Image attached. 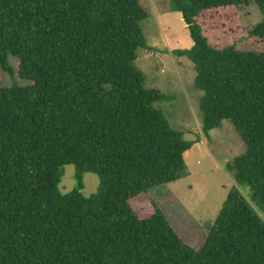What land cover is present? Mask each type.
Segmentation results:
<instances>
[{
  "label": "trees",
  "instance_id": "trees-1",
  "mask_svg": "<svg viewBox=\"0 0 264 264\" xmlns=\"http://www.w3.org/2000/svg\"><path fill=\"white\" fill-rule=\"evenodd\" d=\"M169 2L191 42L170 53L192 65L200 133L228 122L245 148L223 165L232 186L203 243L183 244L152 200L145 217L131 206L187 175L192 144L134 65L149 15L140 0H0V73L10 56L28 82L0 87V264H264V53L202 36L252 3L250 34L264 40V0ZM66 165L75 186L60 194ZM84 173L97 178L87 197Z\"/></svg>",
  "mask_w": 264,
  "mask_h": 264
},
{
  "label": "rangeland",
  "instance_id": "rangeland-1",
  "mask_svg": "<svg viewBox=\"0 0 264 264\" xmlns=\"http://www.w3.org/2000/svg\"><path fill=\"white\" fill-rule=\"evenodd\" d=\"M147 1L141 0L143 5L147 4ZM162 2L169 8V0H162ZM219 12L221 13L220 16H222V13L225 11ZM226 14L228 15L227 18H230L231 21H227L228 19L221 17V20L214 23L215 27L204 31L202 36L206 40V43L213 47L232 46L241 51L264 53V40H259L250 34L253 27L259 22L257 8L252 3H248L237 9L231 8ZM164 21L166 23H164L163 29L161 30L160 24L156 31V35L159 38L162 35L180 36L179 40H183V36H185L186 41H189L187 30L185 27H182V22L173 17H169ZM179 48L183 49L177 47V49ZM171 58L182 67V69L180 68V75L185 80V70H183V67L184 65L191 64L185 57L178 58V56H171ZM6 63L10 73H0V87L27 86L28 82L19 80L16 75V59L9 56ZM150 63L154 68L153 71H158L160 68L167 71L170 70L168 68L170 66L169 62L151 60ZM191 75L194 76L192 67L190 68ZM143 85L145 88L148 86L147 83ZM187 89L189 93L192 91L196 96L194 100L192 97L189 99L197 111L199 119L197 108L198 99L201 94L194 88L193 79H191L189 88ZM176 104L174 106L170 104V101L168 103L164 101L154 103L153 106L160 107L164 116L169 120L168 113L171 114ZM170 105H172V108ZM170 108L171 111L169 112ZM169 124L171 128L178 129L174 121H171ZM178 131H183L184 138L194 143L190 147V152L183 156V160L189 169V174L162 188L148 190L144 194L145 196H139L135 200H132L131 206L138 217L141 218L151 213L149 200L155 202L182 243L193 251H197L221 208L226 192L232 186V171L227 172L222 166L231 158L244 154L245 148L228 122H222L218 129L209 131L206 136L200 133L199 126L193 130L181 129ZM218 154L228 159H224V162H222V160L217 158ZM220 164L221 166H219ZM60 171L61 177L57 190L60 194H66L73 190L75 186L73 178L74 169L73 166L66 165ZM81 183L82 190L80 194L83 197L95 193L97 188V178L95 175L90 173L82 174ZM238 190L242 196H247L248 191L245 186H240Z\"/></svg>",
  "mask_w": 264,
  "mask_h": 264
},
{
  "label": "crops",
  "instance_id": "crops-1",
  "mask_svg": "<svg viewBox=\"0 0 264 264\" xmlns=\"http://www.w3.org/2000/svg\"><path fill=\"white\" fill-rule=\"evenodd\" d=\"M140 3L149 14L147 19L141 22L140 27L144 37L145 46L151 49L144 50L138 48V54L134 62L136 63L135 67L137 66L136 68L144 75V83H147L148 85L147 89H155L159 91L166 97L165 102L168 103V101H170V104H173L174 106L178 102L171 114L168 113V122L170 123L171 121H174L178 126V129L176 128V130H193L194 128H198V114L189 99L192 97L194 100L196 96L192 91L189 93L187 89L189 88L191 79L194 77L193 75L190 76V68L192 65H184L183 70H185L184 77L186 79L183 80L180 75L182 67H180L178 63H175L174 59L171 58V56L174 55L170 53L172 50L177 49V47L188 49L191 46V42L190 40L186 41L185 36H183V40H179L180 36L162 35V37L159 38L156 35L159 25L161 24L162 30L163 26H165L164 23H166L164 20L169 17L177 18L182 22V27H185L183 21H181V16L178 12L170 11L162 0H148L145 5H143L140 0ZM151 60L169 62L170 66L168 68H170V70L167 71L160 68L158 71H153L154 68L150 63ZM177 61H179V59H177ZM170 107L172 108V105H170ZM171 108L169 112L171 111ZM193 144L194 143L192 142L191 146ZM190 147L183 153L182 157L190 152ZM217 158L222 160V162H224V159H228L220 155ZM184 164L187 169V174H189V169L185 162ZM219 166H221V164Z\"/></svg>",
  "mask_w": 264,
  "mask_h": 264
},
{
  "label": "water",
  "instance_id": "water-1",
  "mask_svg": "<svg viewBox=\"0 0 264 264\" xmlns=\"http://www.w3.org/2000/svg\"><path fill=\"white\" fill-rule=\"evenodd\" d=\"M138 48L144 49V50H150L151 48L146 47V46H139Z\"/></svg>",
  "mask_w": 264,
  "mask_h": 264
}]
</instances>
